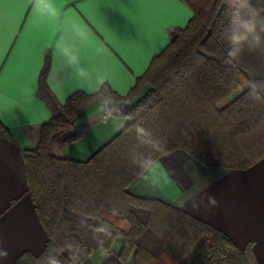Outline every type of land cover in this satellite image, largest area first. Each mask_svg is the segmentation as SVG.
<instances>
[{
    "label": "trees",
    "instance_id": "16d2710c",
    "mask_svg": "<svg viewBox=\"0 0 264 264\" xmlns=\"http://www.w3.org/2000/svg\"><path fill=\"white\" fill-rule=\"evenodd\" d=\"M193 11L185 27L172 32L169 45L137 78L126 96L104 84L96 93L77 91L61 104L48 85L51 60L39 77V94L53 117L40 128L33 149L24 151L30 193L48 234L40 254L23 252L17 264H78L98 248L118 253L132 264H247L248 257L224 233L171 204L135 196L138 182L132 163L140 155L155 160L182 149L208 166L247 168L264 157V94L251 87L249 70L229 56L245 25L264 17V0H183ZM137 104L112 106L108 113L130 124L86 162L57 156L58 139L73 142L86 127L77 115L98 99ZM239 94L226 106L220 104ZM141 124L164 144L153 152L137 141ZM73 127L74 130H73ZM0 132L6 129L0 122ZM145 140L147 137L144 138Z\"/></svg>",
    "mask_w": 264,
    "mask_h": 264
},
{
    "label": "crops",
    "instance_id": "0c3cea01",
    "mask_svg": "<svg viewBox=\"0 0 264 264\" xmlns=\"http://www.w3.org/2000/svg\"><path fill=\"white\" fill-rule=\"evenodd\" d=\"M56 8L54 19L34 16L35 0H21L5 10L0 24V122L6 129L0 132V264H17L25 251L40 254L48 241L24 158V151L37 145L41 126L53 117L39 94L46 58L51 60L47 82L61 104L77 91L96 93L104 84L126 96L169 45L172 32L193 17L183 0H58ZM230 52L251 73V87L264 94V17L256 32L232 44ZM117 103L92 102L76 118L77 127H86L81 138L58 139L53 152L82 162L91 159L130 124L127 117L108 113ZM157 161L155 183L139 179L128 188L131 194L180 208L226 234L249 264H264V157L247 168L208 166L178 149ZM122 247L117 239L112 252L98 248L78 264H125L118 256Z\"/></svg>",
    "mask_w": 264,
    "mask_h": 264
},
{
    "label": "clouds",
    "instance_id": "9594fccd",
    "mask_svg": "<svg viewBox=\"0 0 264 264\" xmlns=\"http://www.w3.org/2000/svg\"><path fill=\"white\" fill-rule=\"evenodd\" d=\"M37 3H39V0H35V4ZM44 14L54 19L58 14V9L56 7H49L44 10ZM245 28H246L247 33L249 34L254 33L256 32V29H257V22L253 21L252 23L245 25ZM240 39H241L240 37H235L233 42L239 43ZM256 39H257V42H259L260 37L257 36ZM63 54L69 57L71 63L76 62V58L74 56H71V54L67 50H63ZM229 56L235 57V53L230 52ZM80 75L81 76L86 75L83 69H81ZM110 106H111V102L105 105V107H110ZM134 128L136 132V138L139 143L148 145L149 147H151L153 152H159V151L164 150L163 142L160 139L154 137L153 133L149 129H147L146 127H144L143 125L139 123L134 125ZM145 137H147L146 140L144 139ZM132 163L135 164L136 167L138 168L137 176L140 180L155 183L152 173L156 167H159V161L155 160L151 155L144 156L143 154H141L140 159L137 160L134 158ZM211 199H212L213 204L215 205L214 198H211ZM7 254H8L7 251L4 250L3 255L6 257ZM45 264H60V261L58 257L49 256Z\"/></svg>",
    "mask_w": 264,
    "mask_h": 264
},
{
    "label": "snow or ice",
    "instance_id": "6c2138e0",
    "mask_svg": "<svg viewBox=\"0 0 264 264\" xmlns=\"http://www.w3.org/2000/svg\"><path fill=\"white\" fill-rule=\"evenodd\" d=\"M20 2L21 0H0V24H2L3 15H4L5 10L18 5ZM57 3H58V0H39V3L35 4V11L33 15L34 16H47L44 14V10L49 7H56Z\"/></svg>",
    "mask_w": 264,
    "mask_h": 264
},
{
    "label": "rangeland",
    "instance_id": "374dc122",
    "mask_svg": "<svg viewBox=\"0 0 264 264\" xmlns=\"http://www.w3.org/2000/svg\"><path fill=\"white\" fill-rule=\"evenodd\" d=\"M148 89H149V87H147V88L143 91V93H142L140 96H138L137 98H138V99H141V97L146 93V91H147ZM237 93L239 94V92H237ZM236 95H237V94H236ZM116 101H117V100H116ZM117 102H118L117 104H119V105H120V104H125V105H127L126 102H122V101H117ZM117 104H116V105H117ZM135 104H137V103H135ZM114 106H115V105H114ZM127 106H129V107H133L134 105H127ZM75 127H77V126H75ZM75 127H73V130H74ZM116 241H117V240H116ZM116 241H115V242H116ZM118 241H122V240H121V239H118ZM247 264H249V260H248V263H247Z\"/></svg>",
    "mask_w": 264,
    "mask_h": 264
}]
</instances>
